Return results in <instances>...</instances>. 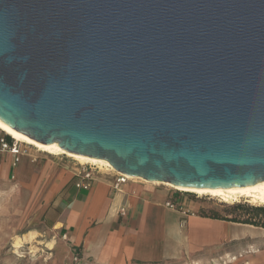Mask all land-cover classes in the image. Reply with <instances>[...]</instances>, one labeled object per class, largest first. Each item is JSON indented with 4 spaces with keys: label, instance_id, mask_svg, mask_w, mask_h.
<instances>
[{
    "label": "water",
    "instance_id": "95a60500",
    "mask_svg": "<svg viewBox=\"0 0 264 264\" xmlns=\"http://www.w3.org/2000/svg\"><path fill=\"white\" fill-rule=\"evenodd\" d=\"M0 120L149 183L264 182V0H0Z\"/></svg>",
    "mask_w": 264,
    "mask_h": 264
},
{
    "label": "crops",
    "instance_id": "0c3cea01",
    "mask_svg": "<svg viewBox=\"0 0 264 264\" xmlns=\"http://www.w3.org/2000/svg\"><path fill=\"white\" fill-rule=\"evenodd\" d=\"M15 166L12 156L0 154V180L21 177ZM52 175L44 192L48 220L65 235L60 249L72 261L76 255L78 264H220L232 257L228 264H264V240L241 243L239 251L228 247L240 244L253 233L250 229H264L209 216L184 217L164 207L167 194L133 181L115 193L112 179L98 176L81 191L74 187L73 172ZM121 208L125 217L118 215Z\"/></svg>",
    "mask_w": 264,
    "mask_h": 264
},
{
    "label": "rangeland",
    "instance_id": "374dc122",
    "mask_svg": "<svg viewBox=\"0 0 264 264\" xmlns=\"http://www.w3.org/2000/svg\"><path fill=\"white\" fill-rule=\"evenodd\" d=\"M21 148L24 155L14 167L21 170V177L10 176L7 182L0 180V264H78L72 261L68 251L60 249L63 234L50 225L49 208L44 197L45 189L52 181V174L57 170L72 174L78 162L65 156L47 155L25 144ZM133 182L149 190L163 192L168 197L173 194L170 186ZM180 201L189 210L188 216H211L216 213L228 220L243 219L247 208L264 207L243 199L224 203L219 198L209 196L195 198L183 195ZM200 205L204 207L198 208ZM235 206H243L244 210H234ZM250 230L253 233L244 237L240 244L231 243L228 247L239 251L242 249L241 243L264 240V230ZM29 233L35 234L34 239L23 241L20 247L14 248V241ZM50 243H53V249L48 247Z\"/></svg>",
    "mask_w": 264,
    "mask_h": 264
},
{
    "label": "bare ground",
    "instance_id": "6f19581e",
    "mask_svg": "<svg viewBox=\"0 0 264 264\" xmlns=\"http://www.w3.org/2000/svg\"><path fill=\"white\" fill-rule=\"evenodd\" d=\"M0 130L5 133L6 135L10 136L14 140L20 141L22 144H25L27 146H31L35 149H37L39 152L45 153L50 156H65L67 158H71L78 162V164H95L101 167H107L110 170H113V168L110 166V164L101 159H94L86 156H80V155H74L64 152L57 143L52 144H44L40 142H36L24 134L16 131L9 125H7L5 122L0 120ZM129 180L132 181H140L142 183L151 184V185H165L170 186L173 189L179 191V192H185L190 193L194 195L199 196H209L213 198H219L224 203H230V201L236 202L237 200L243 199L246 200L249 203L257 204L259 206H264V182H258L251 186H245V187H233V188H227V189H216V188H179L172 186L167 183H149L147 181H144L139 178H132L128 177ZM35 234H28L26 237L22 239H16L14 241V248L20 247L23 241H31L34 239ZM48 247L50 249H53V243L48 244ZM229 262H231V258H228ZM234 261V259H233ZM232 261V262H233Z\"/></svg>",
    "mask_w": 264,
    "mask_h": 264
},
{
    "label": "built area",
    "instance_id": "2783aa9c",
    "mask_svg": "<svg viewBox=\"0 0 264 264\" xmlns=\"http://www.w3.org/2000/svg\"><path fill=\"white\" fill-rule=\"evenodd\" d=\"M22 143L20 141L14 140L10 136L6 135L0 130V154H9L13 158V163L16 165L20 158L24 155V152L21 148ZM105 175L112 179L111 182V190L115 193H119L123 190V188L132 182L129 180L128 176L117 173L114 170H110L107 167H101L95 164H77L73 171L74 187L77 190L88 191L93 184L95 183L97 177L99 175ZM183 195H191L195 198H202L206 196H199L185 192H179L173 189V194L169 196V198L165 201L164 207L167 210L174 211L180 213L182 216H188L187 213L189 210L185 208V203L180 201V196ZM118 215L120 217L126 216V210L124 208L119 209ZM63 239H65V235H63ZM235 260V257L231 258ZM78 258L75 255L73 258V262L77 263ZM230 263L228 259L221 261L220 264H228ZM215 264V263H212Z\"/></svg>",
    "mask_w": 264,
    "mask_h": 264
},
{
    "label": "trees",
    "instance_id": "16d2710c",
    "mask_svg": "<svg viewBox=\"0 0 264 264\" xmlns=\"http://www.w3.org/2000/svg\"><path fill=\"white\" fill-rule=\"evenodd\" d=\"M234 210H240L243 209V206H235L233 208ZM245 215L243 216V219L240 218H231L230 220L224 219L218 216V214L213 213L209 218L214 220H222L242 225H249L256 228L264 229V207L260 208H247L245 209Z\"/></svg>",
    "mask_w": 264,
    "mask_h": 264
}]
</instances>
